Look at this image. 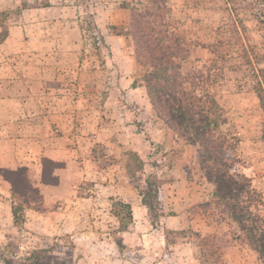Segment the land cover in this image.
<instances>
[{
  "label": "rangeland",
  "instance_id": "rangeland-1",
  "mask_svg": "<svg viewBox=\"0 0 264 264\" xmlns=\"http://www.w3.org/2000/svg\"><path fill=\"white\" fill-rule=\"evenodd\" d=\"M137 14L162 43L178 39L180 72L201 77V92L222 108L232 171L249 180L264 217V0H0V264H259L226 214L198 206L213 187L197 147L194 156L169 129L172 137L153 143L146 113L125 93L143 85L146 70L136 74L126 60L135 58ZM116 32L118 41L109 36ZM24 86L29 94L15 93ZM174 164L197 192L166 186ZM18 168L21 175L9 172ZM42 171L58 182L43 184ZM127 201L130 215L119 204Z\"/></svg>",
  "mask_w": 264,
  "mask_h": 264
},
{
  "label": "trees",
  "instance_id": "trees-1",
  "mask_svg": "<svg viewBox=\"0 0 264 264\" xmlns=\"http://www.w3.org/2000/svg\"><path fill=\"white\" fill-rule=\"evenodd\" d=\"M144 17L141 14L132 17L130 33L133 40H138L137 44L134 42L135 58L141 66L146 67L141 81L157 118L184 143L197 147L199 170L213 187L211 199L200 202L198 206L207 209L212 205L226 214L239 231L238 239L244 240L255 252L259 264H264V217L253 210L254 204L260 200L250 188L249 180L232 171V158L226 152L227 137L221 130V126L226 124L223 110L213 96L201 92V77L180 72V63L175 59H180L184 48L178 39L170 38L162 43L153 37L155 28ZM109 28L115 30L117 27L112 25ZM258 97L264 112V96ZM261 129L264 136V120ZM43 161L46 164L55 163L47 158H43ZM23 170L18 168L9 172L18 176ZM9 181L12 193L19 194L15 181ZM41 182L56 184L58 177L53 171L48 175L42 171ZM145 182L150 193L156 194L159 187L156 177L148 175ZM30 187L31 191L39 193L36 187ZM23 203L27 204L25 201ZM119 204L130 215L129 204Z\"/></svg>",
  "mask_w": 264,
  "mask_h": 264
},
{
  "label": "crops",
  "instance_id": "crops-1",
  "mask_svg": "<svg viewBox=\"0 0 264 264\" xmlns=\"http://www.w3.org/2000/svg\"><path fill=\"white\" fill-rule=\"evenodd\" d=\"M109 36L112 37L111 39H113L115 41H118V39H121V37H123V36L118 35V34H112V35H109ZM109 36H107V37H109ZM115 47L113 45V48H114L115 51L119 50L118 46H115ZM119 58L120 57L118 56L117 60ZM126 60H128L129 62H132V64L134 65V69H135L134 72L136 74H137V71L138 72H140V70L142 71L141 65L136 61V59L132 55H128L126 57ZM126 60L119 59V61H118V65H119L118 68L119 69H125L126 68V66L124 65ZM107 61H109V58H107L105 64L107 63ZM99 63L102 64V60H100ZM37 90L39 91V89H37ZM3 91H4V93H10L11 92L7 88H5V90H3ZM15 91H16L15 93H20L22 95L29 94V88L26 87V86L20 88V90H16L15 89ZM125 93H126L127 96H129V97H131V99H133V101L135 103L134 108H135L136 111H138L140 114L142 112L146 113L147 117L145 118L144 124H145V127L148 129V131L150 133V140L153 143H163L164 141L168 140V138L170 136V134H169V132L167 130L168 128L166 127V125L163 122H161L158 119H156L157 117L154 114L153 108H152V106H151V104L149 102V99H148V96L146 94V90H145L144 86L140 85V84H137L136 86H130L128 89L125 90ZM25 105H27V103H24V106ZM103 107L105 108V113L104 114H109L110 113V109L108 108L109 106H108V104H106V102L104 103ZM114 110L118 111L122 115H127V116L129 115V113H126L127 111L124 109V107L116 106ZM140 114L136 113V114L133 115V117H135V116L137 117L136 118L137 122L140 121L139 120L140 119L139 118ZM110 124H111V121H110ZM109 125L104 123V125H101L99 129L100 130L109 131ZM134 125H135V120H133L132 121V125L129 124L127 126V128L131 129V127L134 126ZM122 127H123L122 129L126 128V126H124V125H122ZM118 135L123 137V133H118ZM139 136H140V134L138 132H131L128 137H130V140H132V141H138L139 140ZM170 137H172V136H170ZM137 138H138V140H137ZM176 138L175 139L172 138L174 144H177ZM36 140H37V142H39V144L38 145L36 144V145L39 146L41 144V142L39 141L38 138ZM151 141L146 140V142L148 143V147H150V148H152ZM178 141H180V140H178ZM123 143H125V142H123ZM40 147H42V146H40ZM183 147L184 148L188 147L190 153H192L195 156V150H194L195 146L186 144V145H183ZM131 148L134 149V151H137V147H136L135 144L134 145L131 144ZM49 155H53V154H49ZM179 168L181 169L180 171H178ZM175 171H176V173H175ZM168 173H169V176H170L169 178L170 179H168V181H166V186H170L171 189H173L174 187H177V186H180V185H184V186H187L188 193L190 191L197 192L196 187H198V186L195 185L194 180L192 179L190 174L186 171L184 166H180L179 164L178 165L174 164V165L171 166V169L169 170ZM59 185H61V181H60V183L57 186H59ZM45 186H48V185H45ZM126 203H129V202L127 201Z\"/></svg>",
  "mask_w": 264,
  "mask_h": 264
}]
</instances>
